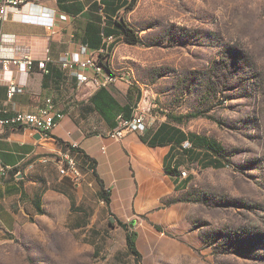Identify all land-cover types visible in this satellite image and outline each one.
<instances>
[{
  "label": "rangeland",
  "instance_id": "obj_1",
  "mask_svg": "<svg viewBox=\"0 0 264 264\" xmlns=\"http://www.w3.org/2000/svg\"><path fill=\"white\" fill-rule=\"evenodd\" d=\"M134 1L122 20L140 42L116 48L107 87L139 91L146 130L170 122L217 143L222 167L185 163L186 186L144 211L71 182L42 216L0 219V264H264V0ZM116 221L134 222L138 259Z\"/></svg>",
  "mask_w": 264,
  "mask_h": 264
},
{
  "label": "crops",
  "instance_id": "obj_2",
  "mask_svg": "<svg viewBox=\"0 0 264 264\" xmlns=\"http://www.w3.org/2000/svg\"><path fill=\"white\" fill-rule=\"evenodd\" d=\"M130 1L48 0L38 6L9 10L0 24V57L28 56L33 62L26 74L16 69L11 74L0 72V110L5 112L0 116L35 113L48 99L53 102L54 112L61 116L49 138H36L38 134L27 129H11L0 137V219L32 221L44 214L47 202L63 197L71 181L58 174L56 163L50 165L43 160L68 153L83 177L74 186L79 188L85 183L93 187L96 183L101 198L98 176L110 191L109 206L120 213L121 204L130 208L132 202L136 211H144L179 191L174 179L169 178V185L160 178L165 174L163 160L171 144L149 147L137 132H127L120 140L109 138L117 127V118L124 115L127 119L125 116L133 111L140 99L139 91L120 82L99 91L91 83L78 86L74 68L63 70L59 65L65 55L74 63L89 57L104 58L109 63L123 43L119 22ZM46 59L50 60L49 73L43 74L37 63ZM86 75H92L90 69ZM9 83L19 90L10 100ZM150 132L152 135L155 130ZM73 146L78 152L71 151ZM3 169L7 170L5 175H1ZM131 172L134 178L130 177ZM69 201L73 212L75 202L70 197Z\"/></svg>",
  "mask_w": 264,
  "mask_h": 264
},
{
  "label": "built area",
  "instance_id": "obj_3",
  "mask_svg": "<svg viewBox=\"0 0 264 264\" xmlns=\"http://www.w3.org/2000/svg\"><path fill=\"white\" fill-rule=\"evenodd\" d=\"M48 0H0V24L7 18L9 10H19L26 5L38 6ZM59 2L62 0H49ZM49 59L39 61L37 68L43 74H48L47 64ZM33 65L32 59L28 56L20 58H2L0 57V72L3 74H11L13 69L18 72L28 73ZM63 70L74 68V76L78 86L91 83L96 89L107 87L114 76L108 74L99 64V60L89 57L82 62L74 63L65 55L59 62ZM90 69L92 75L88 77L86 71ZM18 88L14 83H9L7 91V99L10 100L13 95L18 92ZM5 113L0 110V115ZM60 115L54 112L52 100L45 101V105L35 113H14L11 115L0 116V137L11 129H27L43 138H49L52 129L54 128ZM146 131L144 123L140 117H136L134 112L130 119H125L123 116L117 118V127L109 134V138L120 140L127 132H137L142 134ZM72 148H75L73 146ZM54 162L58 166V173L62 178L69 179L73 184H78L83 177L78 167L76 160L70 154L50 156L43 160V163ZM7 170H1V175H5Z\"/></svg>",
  "mask_w": 264,
  "mask_h": 264
},
{
  "label": "trees",
  "instance_id": "obj_4",
  "mask_svg": "<svg viewBox=\"0 0 264 264\" xmlns=\"http://www.w3.org/2000/svg\"><path fill=\"white\" fill-rule=\"evenodd\" d=\"M135 1L131 0L130 3L126 6V11L133 9ZM122 20V19H121ZM119 28L122 35L123 43L127 45H138L140 40L136 31L131 28L127 22L124 20L119 22ZM99 64L103 69L110 75L114 76L109 63L104 59H99ZM106 87H101L98 89L103 90ZM98 110V109H97ZM125 112V108H121ZM125 116L127 119L131 118V114ZM124 116V115H123ZM173 121H179L178 118H172ZM152 132L146 130L141 134V141L148 145L149 147L155 146H164L171 144L169 152L166 154L163 160V169L166 175L174 179L176 185V190L183 189L186 184L189 182L190 178L182 181L180 180L179 168L185 163H197L203 168H221L222 162L218 160V156L221 155L222 148L212 141L211 139L205 136H199L196 134H184L179 128L172 126L170 122L161 123L156 129L155 132L150 135ZM187 142L188 146L183 144ZM73 152H78L75 148H70ZM97 182L100 186V196L105 202L106 206H109L110 199L108 189H105L102 181L96 176ZM73 204L71 205V210H73ZM38 213L41 215L42 211L38 206ZM119 228L126 232L125 242L128 253L133 256L135 259H138L140 254L136 247L137 233L131 231L134 227V222L129 224L122 221H116ZM110 226L113 224L110 222ZM96 254V251L94 252Z\"/></svg>",
  "mask_w": 264,
  "mask_h": 264
},
{
  "label": "water",
  "instance_id": "obj_5",
  "mask_svg": "<svg viewBox=\"0 0 264 264\" xmlns=\"http://www.w3.org/2000/svg\"><path fill=\"white\" fill-rule=\"evenodd\" d=\"M39 137H40L39 135H37V136H36V138H39ZM51 144H53V143H51ZM111 221H113V219H112V218H111Z\"/></svg>",
  "mask_w": 264,
  "mask_h": 264
}]
</instances>
